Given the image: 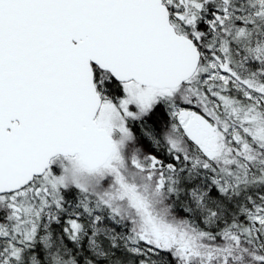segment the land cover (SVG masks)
<instances>
[{
  "label": "rangeland",
  "instance_id": "1",
  "mask_svg": "<svg viewBox=\"0 0 264 264\" xmlns=\"http://www.w3.org/2000/svg\"><path fill=\"white\" fill-rule=\"evenodd\" d=\"M166 1L174 6L170 13L176 16L179 31L191 37V4L195 0ZM221 1L220 18L242 15L238 11L244 8L243 3L255 26L237 41L223 43L219 38L217 44L209 43L207 52H202L206 65L188 84L156 88L134 81L118 82L109 72L95 67V82L102 97L96 122L113 137L114 152L97 170L90 169L79 156H57L19 196H1L0 205L5 202L11 207L38 196L50 197L51 204L35 216L20 217L18 226L31 223L24 244L19 243V237L11 240L3 236L9 235L8 230L1 231L0 264H148L149 253L155 250L146 244H132L105 212L60 207L58 203L63 190L77 187L111 211L117 207L136 218L154 220L158 215L149 199L154 191H161L158 170L163 158L157 161L154 155L144 156L129 144L133 141L131 124L141 123L159 102L173 121L161 136L141 124L154 146L161 149L170 145L205 166L234 171V164L236 171H250V178L230 190L226 184L214 186L205 177L189 174L183 180V197L194 205L206 226L216 228L237 220L250 227L255 240L240 239L236 234L220 239L191 237L171 225L164 234L176 237L182 245L178 246L180 252L202 264H264V172L255 171L251 165L253 161L258 166L260 157L255 156L264 154V0ZM203 3L212 5L215 1ZM229 4L237 10L234 12ZM218 18L205 21L214 27ZM207 69L208 73L202 74ZM254 147L258 153L249 155L247 151ZM144 170L147 175L139 178L138 172ZM17 215L21 216L19 212Z\"/></svg>",
  "mask_w": 264,
  "mask_h": 264
},
{
  "label": "water",
  "instance_id": "2",
  "mask_svg": "<svg viewBox=\"0 0 264 264\" xmlns=\"http://www.w3.org/2000/svg\"><path fill=\"white\" fill-rule=\"evenodd\" d=\"M201 58L164 0H0V195L56 156H79L92 170L109 161L95 66L118 82L175 88Z\"/></svg>",
  "mask_w": 264,
  "mask_h": 264
},
{
  "label": "trees",
  "instance_id": "3",
  "mask_svg": "<svg viewBox=\"0 0 264 264\" xmlns=\"http://www.w3.org/2000/svg\"><path fill=\"white\" fill-rule=\"evenodd\" d=\"M214 1L215 3L212 5L203 3L204 0H200L199 4L195 0V3L193 5L191 4V38H194L203 53L207 52L206 47L209 43H212V45L217 44L219 38H221L223 43L244 38L256 23L253 15L249 14V8L247 9L243 3L241 5L244 8L238 11L242 15L238 16L234 14L228 19L220 18L223 3L221 0ZM167 4L171 11L174 10V6L168 1ZM229 7L234 12L237 10L233 5L229 4ZM216 16L219 17V20L214 27L205 21L206 18L211 19ZM171 22H175L172 17ZM175 23L177 24V22ZM204 64L205 59L202 57L199 67L192 78L202 71ZM208 70L203 71L202 74H207ZM190 80L183 83L182 86L188 84ZM171 121L173 120L169 111L159 102L142 118L141 123L136 121L131 124L133 141L130 142L129 148L133 150L136 148L139 149V153L141 151L144 156L154 155L158 160L159 158H163L162 168L158 170L159 177L162 179L161 191L158 193L152 190L154 194L149 199L151 209L158 215L154 220L148 221L143 218H136L134 215H128L117 207L111 211L103 202L93 199L89 195L90 193L88 194L77 187H68L63 190L62 198L58 206L65 207L72 205L82 210L95 208L99 212H105L112 218L117 230L122 232L132 244H146L155 250V252L149 253L148 264H202L192 255L185 254L182 251L180 252L179 247L182 245L179 244L178 239L176 237L171 239L164 234L167 229L166 226L171 225L173 228L179 229L180 232L191 235V237L196 235L204 239H220L227 234H236L235 236L240 237V239L249 238L248 240L251 241L255 239L250 231V227L246 226L247 224H240L237 220H230L227 225L221 224L216 228L206 226L194 205L183 197V180L189 174L191 176L198 175L207 178L214 186H223V184H226L230 190L232 185L237 187L241 182H245L250 175V171L248 169L245 172L241 170L236 171L234 164H231V168L234 171L224 170L213 164L205 166L194 162L192 158L189 159L182 152L177 153L170 145L158 149L154 146V141L143 131L141 124L145 123L154 133L161 136L167 130ZM188 146L191 149L194 148L192 144L190 145L188 143ZM247 152L249 155L253 153L257 154L258 148L254 147L250 149V152ZM259 154L255 156L260 157L259 165L257 166L253 161H251V165L255 171H259L260 169L264 172V154L260 152ZM146 170L138 172V177H145L148 171ZM29 185L14 193L2 194L0 197L3 195L19 196ZM25 203L28 205L21 203L11 207L9 204H5V202H2L0 205V233L3 229L8 230L9 235L4 234L3 236L11 240H17V237H19L20 244H24V239L28 237L27 230L29 231L31 226V223L29 225L18 226L17 222L20 217L25 218L29 215H34L36 212H42L43 207L45 208V206L51 204V198L47 196H38L35 199L34 197H29ZM17 211L21 216L17 215Z\"/></svg>",
  "mask_w": 264,
  "mask_h": 264
},
{
  "label": "flooded vegetation",
  "instance_id": "4",
  "mask_svg": "<svg viewBox=\"0 0 264 264\" xmlns=\"http://www.w3.org/2000/svg\"><path fill=\"white\" fill-rule=\"evenodd\" d=\"M175 18H176V16L174 15V13L172 14V19L173 20H175ZM175 22H176V20H175ZM173 23V25L175 26V28L177 29V31H179V28H178V25L176 24V23ZM180 32V31H179ZM94 69H95V67H94ZM182 86V85H181ZM180 87V86H179ZM176 88H178V87H176ZM157 161H158V159H156Z\"/></svg>",
  "mask_w": 264,
  "mask_h": 264
}]
</instances>
